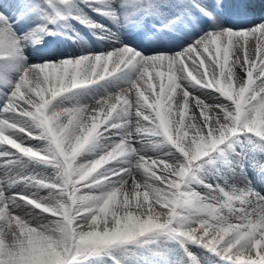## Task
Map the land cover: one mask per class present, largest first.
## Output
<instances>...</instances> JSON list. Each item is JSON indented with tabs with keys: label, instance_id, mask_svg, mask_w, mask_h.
<instances>
[{
	"label": "snow or ice",
	"instance_id": "snow-or-ice-1",
	"mask_svg": "<svg viewBox=\"0 0 264 264\" xmlns=\"http://www.w3.org/2000/svg\"><path fill=\"white\" fill-rule=\"evenodd\" d=\"M0 264H264V0H0Z\"/></svg>",
	"mask_w": 264,
	"mask_h": 264
},
{
	"label": "bare ground",
	"instance_id": "bare-ground-1",
	"mask_svg": "<svg viewBox=\"0 0 264 264\" xmlns=\"http://www.w3.org/2000/svg\"><path fill=\"white\" fill-rule=\"evenodd\" d=\"M71 49H69V51H70ZM236 183L237 184H239L240 183V180H239V178L237 179V181H236ZM46 222V221H45Z\"/></svg>",
	"mask_w": 264,
	"mask_h": 264
},
{
	"label": "rangeland",
	"instance_id": "rangeland-1",
	"mask_svg": "<svg viewBox=\"0 0 264 264\" xmlns=\"http://www.w3.org/2000/svg\"><path fill=\"white\" fill-rule=\"evenodd\" d=\"M83 31H84V32H85V34H86V29H85V30L83 29ZM197 190H198V191H200V189H197Z\"/></svg>",
	"mask_w": 264,
	"mask_h": 264
}]
</instances>
